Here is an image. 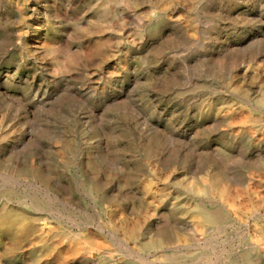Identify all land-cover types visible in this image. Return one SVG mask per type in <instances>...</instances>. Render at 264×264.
Returning <instances> with one entry per match:
<instances>
[{"label":"rangeland","instance_id":"rangeland-1","mask_svg":"<svg viewBox=\"0 0 264 264\" xmlns=\"http://www.w3.org/2000/svg\"><path fill=\"white\" fill-rule=\"evenodd\" d=\"M260 25L264 0H0V211L88 247L38 257L17 222L0 264H264Z\"/></svg>","mask_w":264,"mask_h":264},{"label":"bare ground","instance_id":"bare-ground-1","mask_svg":"<svg viewBox=\"0 0 264 264\" xmlns=\"http://www.w3.org/2000/svg\"><path fill=\"white\" fill-rule=\"evenodd\" d=\"M106 5V6H105ZM104 6V12L106 13V17H110L112 15V11L111 6H109L107 3ZM259 28L261 29V31H263L264 29V25H260ZM261 31H259L260 33H262ZM196 32V27L195 26H189L188 27V31H187V37L192 36L193 34H195ZM259 34V33H258ZM187 37H185L184 39H186ZM35 43H37V47H42L44 44V41L42 39V37L38 36L35 37ZM35 97L38 99V96L35 95ZM37 103L41 104L42 101L41 100H37ZM108 160V157L105 156V161ZM36 175H40L41 171H34ZM34 174V173H33ZM183 187L185 189L186 192L192 193V194H196L198 196H202L205 197L207 196V194L209 193L208 187L202 183L196 182L191 178H187L185 176L184 179V183H183ZM105 190L104 188V184L99 180L98 177L93 176L89 179V183H88V191L91 194H101L103 193V191ZM174 191H164L163 192V199L165 200L166 203H172L176 197H175ZM204 214L205 219L207 220H211L213 221L216 216L214 214H212L211 212L207 211V210H202ZM45 218H40V219H35L34 218V214L32 213L31 210H23L22 213H17V212H13L11 209L6 208L2 211H0V227L2 229H8L9 227H11L12 225L16 224L17 222L20 223V228H22V237H27L29 238V234L31 233V230L37 226V229L39 231L38 234V242L41 245L39 252H41L38 257L40 256H46V255H54L55 256V250H56V254L59 256H63L64 254L68 253V252H73L75 254H79V253H83L85 251H87L88 247L87 244L83 243V242H79L80 240V235L78 233H65L62 235H59V233H54L51 232V230L46 229L41 223L39 222H45ZM35 222H37L38 224H34ZM34 224V226H33ZM62 239H65L67 241H69V243H67L66 245V250L65 251H59L58 249H56L55 246H51L47 243V240L49 238H53L55 239V237H61ZM164 240V238L162 237H158V242L161 243ZM72 242H74L72 244ZM76 242V243H75ZM255 246L261 250V248H259V246L257 244H255ZM29 252L33 255L34 249L33 246L31 245Z\"/></svg>","mask_w":264,"mask_h":264}]
</instances>
